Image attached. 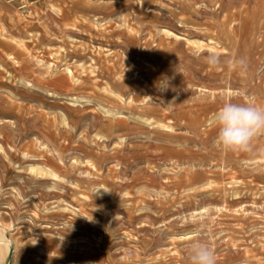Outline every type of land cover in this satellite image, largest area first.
<instances>
[{
  "label": "rangeland",
  "instance_id": "374dc122",
  "mask_svg": "<svg viewBox=\"0 0 264 264\" xmlns=\"http://www.w3.org/2000/svg\"><path fill=\"white\" fill-rule=\"evenodd\" d=\"M0 32L9 264H187L194 239L264 264V136L225 152L212 122L264 105V0H0Z\"/></svg>",
  "mask_w": 264,
  "mask_h": 264
},
{
  "label": "clouds",
  "instance_id": "9594fccd",
  "mask_svg": "<svg viewBox=\"0 0 264 264\" xmlns=\"http://www.w3.org/2000/svg\"><path fill=\"white\" fill-rule=\"evenodd\" d=\"M204 59L210 68L219 67L222 63L232 69L243 71L247 68L243 57L234 56L224 61L220 53L208 51ZM158 87L165 91L169 87L168 81H161ZM212 122L216 131L213 139L215 147L225 152L250 153L254 150V141L264 136V105L225 102L212 115ZM95 193L99 195L98 190ZM186 258L187 264H217L214 250L201 239L189 243Z\"/></svg>",
  "mask_w": 264,
  "mask_h": 264
},
{
  "label": "bare ground",
  "instance_id": "6f19581e",
  "mask_svg": "<svg viewBox=\"0 0 264 264\" xmlns=\"http://www.w3.org/2000/svg\"><path fill=\"white\" fill-rule=\"evenodd\" d=\"M11 249H12L11 242L8 240V238L3 234L2 230L0 229V264L10 263L11 253H12Z\"/></svg>",
  "mask_w": 264,
  "mask_h": 264
}]
</instances>
